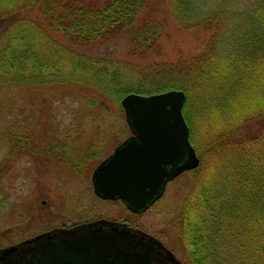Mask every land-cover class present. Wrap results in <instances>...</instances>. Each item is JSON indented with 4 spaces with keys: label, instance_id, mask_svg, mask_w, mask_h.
I'll return each instance as SVG.
<instances>
[{
    "label": "trees",
    "instance_id": "obj_1",
    "mask_svg": "<svg viewBox=\"0 0 264 264\" xmlns=\"http://www.w3.org/2000/svg\"><path fill=\"white\" fill-rule=\"evenodd\" d=\"M259 1L255 0L252 17L246 15L247 9L229 11L237 0H167L179 27L211 33L205 51L188 61L125 72L123 62L91 58L86 66L73 61L70 67L75 69L70 81L80 77L79 82L119 107L130 93L149 96L182 90L191 138L193 117L213 121L212 109L229 116L238 107L230 118L237 116L224 120V129H217L208 143L209 152L220 159L217 173L201 172L204 187H197L184 203L179 239L190 264L264 263V1ZM145 5L146 0H0V85L8 79L23 83L25 74L29 81L40 77L42 66L26 68L23 62L35 63L50 39L16 10L37 9L56 32L94 42L133 30ZM157 26L154 22L136 26L132 54L157 41ZM51 60H57L55 54ZM191 96L198 99L193 109L188 108ZM241 130L247 134L237 137ZM213 142L219 145L212 147Z\"/></svg>",
    "mask_w": 264,
    "mask_h": 264
},
{
    "label": "rangeland",
    "instance_id": "obj_2",
    "mask_svg": "<svg viewBox=\"0 0 264 264\" xmlns=\"http://www.w3.org/2000/svg\"><path fill=\"white\" fill-rule=\"evenodd\" d=\"M256 3L237 0L228 9L231 13L247 9L246 15L254 17ZM15 13L35 23L50 39L49 47L43 45L39 56L35 53L39 57L35 63L23 62L26 68L42 66L40 77L29 81L25 74L23 83L8 79V84L0 85V249L52 228L108 218L140 226L181 262L190 264L179 239L184 203L197 187H204L201 172L217 173L220 159L209 152L208 143L217 129H224V120L237 116L230 118L238 107L229 116L212 109L213 121L194 115L190 143L200 153L199 168L168 184L161 200L145 214L133 216L118 204L97 202L87 179L94 166L130 136L124 112L98 90L79 82L80 77L70 81L75 73L70 67L73 61L86 66L91 58L123 62L125 72L149 64L184 62L205 51L211 33L203 28L182 29L167 0H146L135 25L160 24V35L148 49L132 54L136 26L112 38L80 42L48 26L37 9ZM54 54L57 60H51ZM43 65L53 69L43 70ZM121 74L122 70L118 77ZM195 102L198 99L191 96L188 108L193 109ZM246 134L247 130H241L237 137ZM80 165L83 174L77 176L75 168Z\"/></svg>",
    "mask_w": 264,
    "mask_h": 264
},
{
    "label": "water",
    "instance_id": "obj_3",
    "mask_svg": "<svg viewBox=\"0 0 264 264\" xmlns=\"http://www.w3.org/2000/svg\"><path fill=\"white\" fill-rule=\"evenodd\" d=\"M184 102L181 90L150 96L128 94L121 99L132 136L94 170L96 196L121 200L131 212L141 213L162 196L168 181L199 166L189 143ZM96 225L90 223L73 233L75 244L49 248L45 254H21L13 264H182L152 237L123 229L122 241L110 237L102 241ZM89 243H95L93 253Z\"/></svg>",
    "mask_w": 264,
    "mask_h": 264
},
{
    "label": "flooded vegetation",
    "instance_id": "obj_4",
    "mask_svg": "<svg viewBox=\"0 0 264 264\" xmlns=\"http://www.w3.org/2000/svg\"><path fill=\"white\" fill-rule=\"evenodd\" d=\"M121 143L122 142H120L118 145H120ZM117 146H115L113 148V151L115 150V148ZM113 151L110 154H108L107 157H105L99 163H97V165L94 166V168L92 169L90 174L87 176V179H88V181H90V184H91L90 190L92 191V194L94 195V197L97 199V202L99 201L100 203H109L112 205L118 204L122 207L121 209L125 210V212H128L133 216H141V215L145 214L151 207H153L158 201L153 203L145 212L133 213L126 207V205L122 201H120L118 199L117 200L101 199L98 196H96L94 193L92 174H93L94 170L97 168V166L100 163H102L103 161H105L113 153ZM82 167H83V165H80V167L75 168V170H76L75 173L77 174V176H80V174L81 175L83 174V171L81 170ZM190 172H193V171L182 173L177 178H175L174 180L167 183L166 187L171 182L175 181L176 179H179L184 174L190 173ZM90 223H97L95 231L98 230L102 233V236L98 235V237L103 238L102 241H106L108 239V237L114 238L118 241H122V239L120 238V233L122 232L123 229L130 231L131 233H133L136 236L137 235H145V236L152 237V238L154 237V236L150 235L149 233H147L146 231L142 230L140 228V226H131L127 223L120 222V221L113 220V219H108V218H97V219H94L91 221H85L82 223L72 224L69 226L63 225V226H60L57 228H52V229L44 231L38 235L32 236V237L24 239L18 243L12 244L9 247L0 249V254H2V255H0V264H13L14 261L21 254H27V255L28 254H31V255L45 254L47 252V249H49V248H54L55 250H58V249H63L65 247V245H67L68 243L75 244L74 240H76L77 237L72 236V234L84 230L83 228ZM95 238L98 239L96 236H95ZM94 244L95 243L87 244L90 253L94 252V250L92 249ZM132 247H134V246L132 245Z\"/></svg>",
    "mask_w": 264,
    "mask_h": 264
}]
</instances>
